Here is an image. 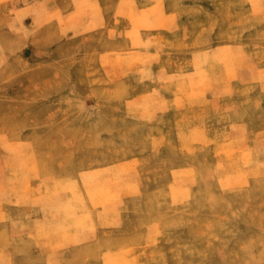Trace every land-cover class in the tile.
<instances>
[{
  "label": "rangeland",
  "instance_id": "1",
  "mask_svg": "<svg viewBox=\"0 0 264 264\" xmlns=\"http://www.w3.org/2000/svg\"><path fill=\"white\" fill-rule=\"evenodd\" d=\"M0 264H264V0H0Z\"/></svg>",
  "mask_w": 264,
  "mask_h": 264
}]
</instances>
